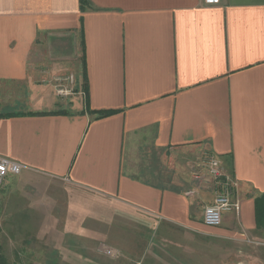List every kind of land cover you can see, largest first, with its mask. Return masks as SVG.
Wrapping results in <instances>:
<instances>
[{"label":"crops","instance_id":"1","mask_svg":"<svg viewBox=\"0 0 264 264\" xmlns=\"http://www.w3.org/2000/svg\"><path fill=\"white\" fill-rule=\"evenodd\" d=\"M0 156L9 224L81 264H264V0H0Z\"/></svg>","mask_w":264,"mask_h":264},{"label":"rangeland","instance_id":"2","mask_svg":"<svg viewBox=\"0 0 264 264\" xmlns=\"http://www.w3.org/2000/svg\"><path fill=\"white\" fill-rule=\"evenodd\" d=\"M166 168L169 170L165 166L162 170L165 172ZM9 221L21 222V218L4 215L2 209H0V254L8 259L9 264H55L53 262L57 261L56 259L69 260V262L57 264H81L78 259L79 256L69 258L66 255L68 254L67 250H61V252L52 250L49 242H46L51 238V234L37 233L34 229L38 228V223L33 218L29 219L30 222L34 221L28 228L29 230L32 229L30 232H20L19 230L22 227L19 225L11 226ZM26 228L25 226L24 229L26 230ZM114 264H132V262L129 257L122 256L117 260L114 258Z\"/></svg>","mask_w":264,"mask_h":264},{"label":"built area","instance_id":"3","mask_svg":"<svg viewBox=\"0 0 264 264\" xmlns=\"http://www.w3.org/2000/svg\"><path fill=\"white\" fill-rule=\"evenodd\" d=\"M204 1L206 4L220 3V0ZM72 92V88L66 86H59L57 90L58 95L62 97L69 96ZM202 165L217 186L213 202L204 210L203 224L209 227H219L223 224L225 213H237L240 210V202L233 197L234 191L238 188V180L225 173L220 159L212 154H204ZM24 168L23 163L0 156V188L4 186L7 176L18 175Z\"/></svg>","mask_w":264,"mask_h":264},{"label":"trees","instance_id":"4","mask_svg":"<svg viewBox=\"0 0 264 264\" xmlns=\"http://www.w3.org/2000/svg\"><path fill=\"white\" fill-rule=\"evenodd\" d=\"M80 1H81V8L83 10L88 0H80ZM84 90L86 91L85 93L88 92L86 89ZM113 112L114 110H101V111L91 110V113L96 114L98 118L106 117L112 114ZM256 221L259 227L264 225V196H261L256 199ZM0 264H9L8 259L2 254H0Z\"/></svg>","mask_w":264,"mask_h":264}]
</instances>
